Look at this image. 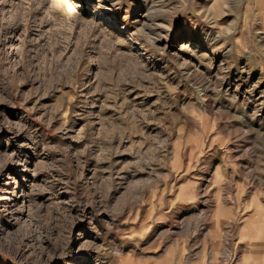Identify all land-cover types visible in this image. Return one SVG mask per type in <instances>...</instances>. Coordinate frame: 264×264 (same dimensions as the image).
I'll list each match as a JSON object with an SVG mask.
<instances>
[{"label": "rangeland", "instance_id": "374dc122", "mask_svg": "<svg viewBox=\"0 0 264 264\" xmlns=\"http://www.w3.org/2000/svg\"><path fill=\"white\" fill-rule=\"evenodd\" d=\"M0 195V264H264V0H0Z\"/></svg>", "mask_w": 264, "mask_h": 264}, {"label": "bare ground", "instance_id": "6f19581e", "mask_svg": "<svg viewBox=\"0 0 264 264\" xmlns=\"http://www.w3.org/2000/svg\"><path fill=\"white\" fill-rule=\"evenodd\" d=\"M0 196H1V195H0ZM21 197L24 198V195L22 194ZM22 200H23V199H22ZM22 200H21V201H22Z\"/></svg>", "mask_w": 264, "mask_h": 264}]
</instances>
